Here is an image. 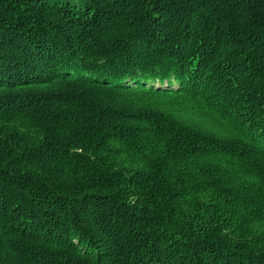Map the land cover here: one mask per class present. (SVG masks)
I'll list each match as a JSON object with an SVG mask.
<instances>
[{"label":"trees","instance_id":"16d2710c","mask_svg":"<svg viewBox=\"0 0 264 264\" xmlns=\"http://www.w3.org/2000/svg\"><path fill=\"white\" fill-rule=\"evenodd\" d=\"M0 264H264V0H0Z\"/></svg>","mask_w":264,"mask_h":264},{"label":"rangeland","instance_id":"374dc122","mask_svg":"<svg viewBox=\"0 0 264 264\" xmlns=\"http://www.w3.org/2000/svg\"><path fill=\"white\" fill-rule=\"evenodd\" d=\"M199 109H201V107H199L198 105L197 106H195V110H199ZM186 113L187 114H192L191 112H190V110L188 109L187 111H186ZM205 114H207L206 112H205ZM223 115V114H222ZM224 117H226V118H228V116H225V115H223ZM206 119V121H210L211 120V117H208V119L207 118H205ZM227 120H229V119H227ZM37 240V239H36ZM37 241H40V239H38Z\"/></svg>","mask_w":264,"mask_h":264}]
</instances>
